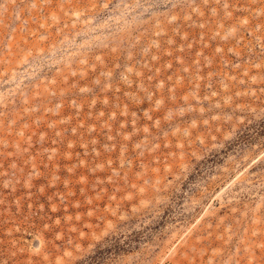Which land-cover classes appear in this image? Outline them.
I'll use <instances>...</instances> for the list:
<instances>
[{"label": "rangeland", "instance_id": "1", "mask_svg": "<svg viewBox=\"0 0 264 264\" xmlns=\"http://www.w3.org/2000/svg\"><path fill=\"white\" fill-rule=\"evenodd\" d=\"M0 264H264V0H0Z\"/></svg>", "mask_w": 264, "mask_h": 264}]
</instances>
